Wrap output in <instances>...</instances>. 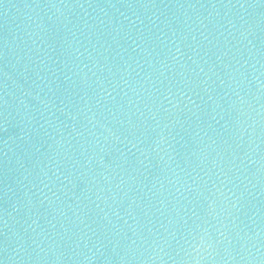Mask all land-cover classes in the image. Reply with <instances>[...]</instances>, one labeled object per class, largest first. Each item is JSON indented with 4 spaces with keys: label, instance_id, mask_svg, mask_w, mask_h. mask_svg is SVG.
Listing matches in <instances>:
<instances>
[{
    "label": "water",
    "instance_id": "1",
    "mask_svg": "<svg viewBox=\"0 0 264 264\" xmlns=\"http://www.w3.org/2000/svg\"><path fill=\"white\" fill-rule=\"evenodd\" d=\"M0 264H264V0H0Z\"/></svg>",
    "mask_w": 264,
    "mask_h": 264
}]
</instances>
